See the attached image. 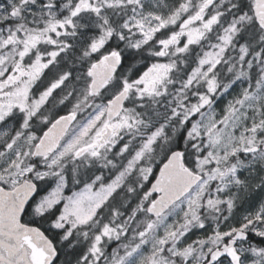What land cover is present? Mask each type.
I'll return each instance as SVG.
<instances>
[{
	"label": "snow or ice",
	"instance_id": "1",
	"mask_svg": "<svg viewBox=\"0 0 264 264\" xmlns=\"http://www.w3.org/2000/svg\"><path fill=\"white\" fill-rule=\"evenodd\" d=\"M261 190L264 0H0V264H264Z\"/></svg>",
	"mask_w": 264,
	"mask_h": 264
},
{
	"label": "rangeland",
	"instance_id": "2",
	"mask_svg": "<svg viewBox=\"0 0 264 264\" xmlns=\"http://www.w3.org/2000/svg\"><path fill=\"white\" fill-rule=\"evenodd\" d=\"M220 107H223V104L220 105ZM106 175H108L106 171ZM65 195H70L66 194ZM245 195V199L240 203V206L236 210L237 217L242 215L253 203H258L261 199H264V190L261 191H250ZM114 246V245H113ZM64 257H61L63 259Z\"/></svg>",
	"mask_w": 264,
	"mask_h": 264
},
{
	"label": "flooded vegetation",
	"instance_id": "3",
	"mask_svg": "<svg viewBox=\"0 0 264 264\" xmlns=\"http://www.w3.org/2000/svg\"><path fill=\"white\" fill-rule=\"evenodd\" d=\"M37 123H39V122L37 121ZM105 174H106V172H105ZM76 190H79V189L77 188ZM66 194H71V193L68 192V191L66 190ZM46 227H47V226L45 225V228H46ZM252 239H253L254 241H256V242H259V238L252 237Z\"/></svg>",
	"mask_w": 264,
	"mask_h": 264
}]
</instances>
